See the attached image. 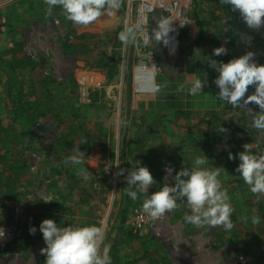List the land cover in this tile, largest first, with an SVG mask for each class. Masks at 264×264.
Listing matches in <instances>:
<instances>
[{
	"label": "rangeland",
	"instance_id": "obj_1",
	"mask_svg": "<svg viewBox=\"0 0 264 264\" xmlns=\"http://www.w3.org/2000/svg\"><path fill=\"white\" fill-rule=\"evenodd\" d=\"M124 1L113 14L78 26L59 6L47 16L44 0H0V77L8 96L0 141L3 137L15 143L19 163L16 178L0 172V191L18 196L13 207L1 206L0 225L13 224L17 210L22 219L16 225L24 233L0 254V264L33 263L45 247L39 231L44 219L61 227H100L105 233L102 249H110L112 264H264V193L249 191L235 172L238 159L228 158L243 151L246 143L255 154L264 152V131L252 124L261 110L254 103L233 108L219 101L213 83L217 73L207 62L212 50L223 46L227 54L213 59L227 62L252 51L255 62L264 64L263 25L249 29L239 11L220 0H186L177 46L166 50L154 34V55L149 46L142 48L141 54L154 62V87L141 92L134 81L135 43L125 46L118 39L125 29ZM162 6L161 0L155 19ZM184 72L206 79L202 93L208 97H200L205 105L198 104L207 113L201 125L205 132L198 135L199 141L189 140L192 144L182 158L185 150H177L182 135L167 123L149 131L151 109L140 108L138 99L153 93L161 80L157 115L173 117L166 105L175 91L167 86ZM253 92L254 86H249L246 96ZM81 140L87 143L80 145ZM77 147L85 153L84 164H66ZM202 156L208 167L219 168L218 178L231 198L230 231L185 223L184 215L191 213L183 204L152 219L142 212L144 197L130 199L123 176L115 175L118 167L129 169L140 161L156 181L149 191H158L171 182L165 179L166 162L173 164L174 175ZM81 170L89 174L87 182ZM49 197L53 201L45 202ZM32 226L35 234L26 230ZM32 237L38 244H32ZM40 259L44 264L45 256Z\"/></svg>",
	"mask_w": 264,
	"mask_h": 264
},
{
	"label": "clouds",
	"instance_id": "obj_2",
	"mask_svg": "<svg viewBox=\"0 0 264 264\" xmlns=\"http://www.w3.org/2000/svg\"><path fill=\"white\" fill-rule=\"evenodd\" d=\"M44 3L47 6V16H51L53 8L59 6L66 19L78 26H88L99 18L118 11L122 0H44ZM220 3L231 6L233 11H239L249 29H259L264 25V0H220ZM169 31V22L165 21L159 27L156 41L162 40L167 45ZM118 39L125 46L135 43L138 39L136 27H126L118 34ZM144 43H149L148 37L144 38ZM226 54L227 49L221 46L214 48L211 56L207 57L209 67L217 73L213 80L218 89L215 97L233 108H245L250 103L257 105L261 111L255 114L252 124L256 129L264 131V64L255 62V53L252 51L227 62L212 58ZM205 86L206 79L194 77L181 85V89L187 88L188 95L196 96L202 94ZM249 86H254V92L246 96ZM153 91L158 92L159 86ZM86 143V140H81L80 145ZM242 147L243 151L236 156L229 153L228 158L238 159L235 172L248 185L249 191L254 194L264 193V152L255 154L250 143ZM84 158L85 153L77 147L65 163L82 165ZM120 164L121 160L117 159L114 165L118 167ZM207 165L208 160L202 156L194 159L192 167H181L174 175L172 169L166 168L165 179L167 181L170 177L171 182H165L158 191L151 192L149 190L156 181L149 169L141 166L140 161H135L129 169L118 167L115 175L123 176L130 199L144 197L142 212L152 219L172 212L183 204L191 213L184 215L185 223L198 228L220 226L225 231H230L234 227L231 198L227 190L222 188L218 178L219 168ZM108 171L109 167L104 172ZM81 177L85 182L90 179L86 170H81ZM44 201L50 202L53 199L49 197ZM36 231V227L29 228V234H35ZM39 231L45 244V247L39 250L40 254L45 256L44 264H112L110 249H102L105 233L98 226L61 227L52 219H44L39 224ZM3 235L4 231L0 228V237Z\"/></svg>",
	"mask_w": 264,
	"mask_h": 264
},
{
	"label": "crops",
	"instance_id": "obj_3",
	"mask_svg": "<svg viewBox=\"0 0 264 264\" xmlns=\"http://www.w3.org/2000/svg\"><path fill=\"white\" fill-rule=\"evenodd\" d=\"M194 77H196V75L192 73L184 72L182 73L181 77L174 78V80H171L168 82L167 87L170 88L169 92H172L174 90L175 94L173 95L170 94V98L173 97L171 99L173 101L172 102L169 101L166 105L168 109H170V112L172 111L174 116L168 117L167 120L164 117H162L161 113L160 115H157L158 112L156 110L157 107H159L157 105H158L159 97L161 96L160 95L161 80L156 81V84H155V87L159 86L158 92L147 94V96H144L138 99L140 108L151 109L150 111H148L150 112V116L147 119V122L149 123L148 125L149 131H151L150 128L155 129L158 123L159 125L161 124L160 126H163L164 123H167L168 125H170V127L173 128V131H175V133H178V135H182L179 138L180 148L177 149V150L182 149L183 151L185 150L184 153L182 154L183 156L182 158H185V156L187 155L186 154L187 144L190 141L192 142L196 140L199 141L198 135H201L203 132H205V128L202 127L201 125L206 123L205 120L207 117H204V116L207 113L206 111L199 110L198 104L205 105L202 98L200 99V97L207 98L208 95L205 93H202L196 96H191V95H188L187 88H184L183 90L181 89V85H184L187 80L194 78ZM2 82H4L3 76L0 77V129L2 128L1 126L3 125V118H4L3 117L4 115L3 114L4 112L3 102L5 99L8 98V96L3 92L4 84ZM151 111H154L155 113L151 114ZM0 133H2V131H0ZM33 134H35L34 130L30 132V138L31 136H33ZM190 144L192 143L190 142ZM15 148L16 146H15V143L13 144V141L5 142L4 138L3 137L1 138V141H0V172L3 170L7 171L5 172V174L9 175V177L11 176L12 179L16 178V173L18 171V165H19L18 158L16 157V153H15L16 151ZM184 160L185 159H183V161L182 160L178 161V164L180 163L182 164ZM17 197L18 196L15 191H13L12 194H7L6 191L4 192L0 191V212H1V209H3V207H1L3 205L13 207L15 204V200H18ZM45 212H47V214H51V211H45ZM21 216H22L21 214L18 215V211L16 210L12 214L13 224L10 223V224L0 225V228H2L4 231L3 237H0V254L9 251L8 247L9 245L11 246L12 241L17 239L19 236L20 237L22 236L21 235L23 233L22 227H18L16 225L17 222L20 219H22ZM24 221L27 223V226H28L30 222L28 221L27 217L24 219ZM29 228L31 227H27L26 229L28 233H29ZM23 236H24V233H23ZM30 240L32 244L34 243L38 244L37 240L35 241V238L33 237L30 238ZM15 244H17V242H15ZM40 257H41V254L37 253V256L32 264H40V261H41Z\"/></svg>",
	"mask_w": 264,
	"mask_h": 264
},
{
	"label": "built area",
	"instance_id": "obj_4",
	"mask_svg": "<svg viewBox=\"0 0 264 264\" xmlns=\"http://www.w3.org/2000/svg\"><path fill=\"white\" fill-rule=\"evenodd\" d=\"M186 1V0H185ZM152 0H125V12H124V28L126 27H136L137 33H138V39L134 44L133 52L137 54L136 58V64L134 66L135 69V75H134V81L138 85L137 90L141 92H147L150 89L154 87V76H153V82L151 85L149 84H142L137 82L136 76L139 75V73L143 70H150L154 68V62L150 56H146L143 53L144 46H149L150 55H154L153 52H156V50L153 47L154 43V34L157 37L159 34V27L157 20L154 18V14L156 11H147L144 9L145 6L150 4ZM185 2L182 5H179V12L178 15L171 17L170 21L173 22V26L176 29L177 36H175V39L177 37L178 39V31L179 28L182 25V11L184 8ZM170 17V16H168ZM148 37L149 43H144V38ZM153 41V42H152ZM137 43H141L142 45L140 47L137 46ZM161 43L163 44L164 48L167 50L166 45L161 40ZM177 46V43H176ZM166 168L172 169V175L174 172V166L171 162H166L163 166V170L166 172ZM139 218L143 219L145 218L143 215H139Z\"/></svg>",
	"mask_w": 264,
	"mask_h": 264
},
{
	"label": "bare ground",
	"instance_id": "obj_5",
	"mask_svg": "<svg viewBox=\"0 0 264 264\" xmlns=\"http://www.w3.org/2000/svg\"><path fill=\"white\" fill-rule=\"evenodd\" d=\"M162 1H163L162 11L160 12L159 17L156 20L159 25H161L165 21L169 22L170 31L167 34L168 44L166 45V47L167 49H172L176 46L177 43V37L175 39L177 33L175 27L173 26V22L170 21V18L178 15L179 5H182L185 2V0H162ZM160 2L161 0H152V2L147 6H145L144 9L147 11L152 10L157 12ZM153 76H154V71L152 69L143 70L139 73V75L136 76V79L137 82L140 83V85L142 84L151 85L153 82Z\"/></svg>",
	"mask_w": 264,
	"mask_h": 264
},
{
	"label": "trees",
	"instance_id": "obj_6",
	"mask_svg": "<svg viewBox=\"0 0 264 264\" xmlns=\"http://www.w3.org/2000/svg\"><path fill=\"white\" fill-rule=\"evenodd\" d=\"M263 29H264V25H263ZM200 43H202V42H200Z\"/></svg>",
	"mask_w": 264,
	"mask_h": 264
}]
</instances>
